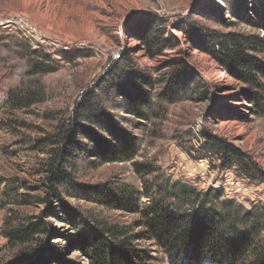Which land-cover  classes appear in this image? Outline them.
Masks as SVG:
<instances>
[{
    "label": "rangeland",
    "instance_id": "1",
    "mask_svg": "<svg viewBox=\"0 0 264 264\" xmlns=\"http://www.w3.org/2000/svg\"><path fill=\"white\" fill-rule=\"evenodd\" d=\"M233 4L0 0V264L12 262L20 249L7 245L1 233L4 225L20 226L33 217L48 223L50 233L43 239L64 261L89 264L70 243L80 219L141 234L140 212L158 196L159 185H186L197 194L211 189L219 193V201H232L246 210L264 209V183L249 181L235 169L220 168L218 157L204 148V134L224 140L264 173V116L252 112L251 87L208 51L209 37L214 36L264 40V0ZM145 25L159 41L157 48L135 38ZM248 54L264 64V53ZM115 61L149 81L142 89L148 100L142 107L146 121L127 114L124 99L94 91L101 79L123 76L125 69H117ZM35 65L40 69L31 76ZM184 66L200 84L168 103L160 97L164 83L172 71ZM47 70L51 72L42 73ZM90 93L94 107L111 115L118 128L132 137L135 152L126 162L100 163L93 156L96 146L80 131L87 129L112 141L104 123L94 124L82 116L72 125L73 113ZM70 129L72 140L85 145L87 152L66 162L61 156V169L78 184L126 195L132 210L89 202L63 189V207L80 218L69 219L54 198L49 202L53 215L45 217L48 206L40 201L47 192L44 180L54 151L61 146L59 135ZM135 165H143V173L136 172ZM260 241L264 247V231ZM134 245L152 258V264H168L154 242L138 240Z\"/></svg>",
    "mask_w": 264,
    "mask_h": 264
},
{
    "label": "trees",
    "instance_id": "2",
    "mask_svg": "<svg viewBox=\"0 0 264 264\" xmlns=\"http://www.w3.org/2000/svg\"><path fill=\"white\" fill-rule=\"evenodd\" d=\"M223 1L232 6L235 5L233 3L245 2ZM243 5V8L246 7ZM215 7L219 9L218 6ZM139 30L141 34L135 36L137 40L155 48L159 46V41L152 37L150 25ZM209 39V53L251 87L248 100L253 105L252 112L254 115L264 116V64L248 54V51L264 53V40L233 34ZM118 65L117 69H125L123 76L101 79L94 85V91H100L113 99H124L128 103L127 114L139 121H146L148 116L142 109L148 104V100L142 89L149 85V81L126 71L127 64ZM39 69L36 65L32 66L30 75H36V70ZM50 72L42 71L44 74ZM193 84L197 86L200 83L196 82V76L189 68L184 66L176 69L164 83L160 97L173 103L179 93L185 92ZM91 99L93 96L90 93L79 103L71 117L72 125L82 116H86L94 124L98 120L104 123V131L112 141L87 129L80 131L96 146L93 156L100 163L126 162L135 152L132 137L118 128L111 115L95 108ZM71 136V129L59 135L60 143L57 144L61 146L54 151L49 176L44 180L47 192L40 201L48 206L45 217L53 215L49 202L53 198L60 200L63 189L69 191V195L75 194L89 202L116 210H132L126 195L117 196L104 187L78 184L72 175L61 169L62 166L58 165L61 156H64L62 158L66 162L67 159H78L83 152H87L86 146L72 140ZM203 137L205 150L218 157L220 168L235 169L239 176L249 181L264 183L262 169L239 149L214 136L204 134ZM141 166L143 165H135L136 172L140 174L143 173ZM157 190L158 196L152 198L140 212L143 226L141 234L129 235L121 227L80 219L71 245L75 244L76 250L89 260V264H152L151 257L135 248L134 242L138 240L154 242L168 264H264V247L260 241V235L264 231V209L246 210L241 206H234L232 201H219V193L212 192L211 189L197 194L194 189L175 183L169 187L159 185ZM60 204L63 207L61 200ZM63 210L69 219L80 218L76 212L67 211L64 207ZM1 233L10 248L20 247L15 253V259L8 264H70L62 259L58 251L53 250V245L43 239L50 233V228L42 218L27 219L20 226L6 223Z\"/></svg>",
    "mask_w": 264,
    "mask_h": 264
}]
</instances>
